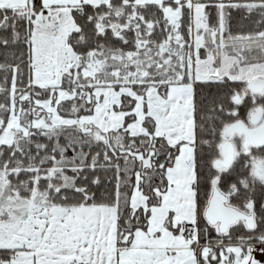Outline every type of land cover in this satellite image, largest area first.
Segmentation results:
<instances>
[{
    "label": "snow or ice",
    "instance_id": "6c2138e0",
    "mask_svg": "<svg viewBox=\"0 0 264 264\" xmlns=\"http://www.w3.org/2000/svg\"><path fill=\"white\" fill-rule=\"evenodd\" d=\"M264 0H0V264H264Z\"/></svg>",
    "mask_w": 264,
    "mask_h": 264
},
{
    "label": "rangeland",
    "instance_id": "374dc122",
    "mask_svg": "<svg viewBox=\"0 0 264 264\" xmlns=\"http://www.w3.org/2000/svg\"><path fill=\"white\" fill-rule=\"evenodd\" d=\"M259 259H264V257H258Z\"/></svg>",
    "mask_w": 264,
    "mask_h": 264
}]
</instances>
